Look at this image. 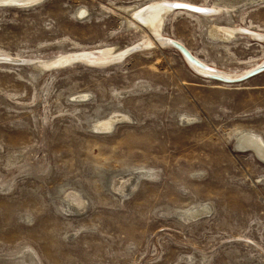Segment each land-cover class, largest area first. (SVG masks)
Listing matches in <instances>:
<instances>
[{
    "label": "rangeland",
    "instance_id": "rangeland-1",
    "mask_svg": "<svg viewBox=\"0 0 264 264\" xmlns=\"http://www.w3.org/2000/svg\"><path fill=\"white\" fill-rule=\"evenodd\" d=\"M171 1L0 3V264H264L242 145L264 143V72L204 76L123 9ZM184 1L216 12L172 9L161 36L216 70L264 61V0Z\"/></svg>",
    "mask_w": 264,
    "mask_h": 264
},
{
    "label": "water",
    "instance_id": "water-1",
    "mask_svg": "<svg viewBox=\"0 0 264 264\" xmlns=\"http://www.w3.org/2000/svg\"><path fill=\"white\" fill-rule=\"evenodd\" d=\"M36 1H38V0L16 1V2H13L11 0H0V3H3V4L15 3V4H19V5H30V4H33ZM169 4L175 9H179V8L187 9V10H190V11H193V12H197V13H214V12H216L215 10H212L213 8L211 6H204V5H201V4H197V3H193V2H189V1H184V0H174V1H171ZM162 44H168V45H171V46L177 48L184 55V57L186 58V60L189 62V64L191 66L195 65V66H198V67H201V68L212 70V72L202 73V72H199L198 70H196L192 66L196 71H198L202 75L210 77V78H213V79H216V80H220V81H223V82H227V83L242 82V81H244V80H246V79H248L250 77H253V76H255V75L259 74V73L264 72V61H262L259 65H256V66L252 67L251 69H249L245 73H242L241 75L229 76V75H226V74H223V73H220V72L213 71V69H212V67L210 65H208L206 62L201 60L199 57H197L195 55V53L192 51V49H190V47L188 45H186V43H184L183 41L179 40L178 38L169 37V39L166 42H162ZM140 46L141 45H139V44L133 45V46H131L130 48L127 49L128 51L126 50L124 53L120 54L118 57L122 58L124 55H127L128 53L138 49ZM80 58L81 57L75 58L73 60L80 59ZM82 58H85V57H82ZM7 59H10V58H7ZM10 60L22 61V59H15V58H12ZM101 60H104V59H101ZM51 62H57V61L55 60V61H51ZM66 62L69 63L70 61L67 60V61L62 62V63H66ZM96 62L98 63V61H96ZM62 63L50 64V66H52V65H60ZM100 63H102V62H100ZM242 145L243 146H251L254 149L253 145H251V144L242 142ZM254 150L258 154L256 149H254ZM258 155H260V154H258Z\"/></svg>",
    "mask_w": 264,
    "mask_h": 264
},
{
    "label": "bare ground",
    "instance_id": "bare-ground-1",
    "mask_svg": "<svg viewBox=\"0 0 264 264\" xmlns=\"http://www.w3.org/2000/svg\"><path fill=\"white\" fill-rule=\"evenodd\" d=\"M13 2H15V1H13ZM169 3L170 2H167L166 3L167 5H164L163 8H159V9L156 8V6L150 5V4H149V6H145L142 8L141 7H137V8L124 7L123 9L129 10L132 14H136V13L139 14L138 16H140L139 17L140 21L145 23L147 25V27L149 26L152 29V31H154L155 35L158 36L161 41H164L165 39L166 40L169 39L168 37L165 38V37L161 36V35H163L161 28L163 27L162 25L164 24V17L168 13V11L170 12L172 9H175ZM179 9H181V8H179ZM185 10H187V9H185ZM200 14H209V13H200ZM206 16H208V15H206ZM208 17H212V16H208ZM239 32L243 33L242 30H240L237 27L235 28V27L222 26V25H217V24H214L211 28L212 35H214L215 37H218V39L224 38V40H225V38L229 39L231 36H234V35H235L234 37L237 38L236 36H237V33L239 34ZM110 56H111V53H110ZM76 58H78V56ZM72 59H75V58H72ZM41 62H43V64H45V66L46 65L49 66L50 64H55V62H51V60H44ZM195 67L198 68V70L203 71V73L204 72L205 73L206 72H212V70H209V69L201 68L198 66H195ZM248 70L249 69L243 70V71H224V70L213 69V71L220 72V73H223V74H226L229 76L241 75L242 73H245ZM243 142L253 145L254 149H256L258 154H260V155L262 154L261 156L264 155V143L258 137H255L252 135H246Z\"/></svg>",
    "mask_w": 264,
    "mask_h": 264
}]
</instances>
